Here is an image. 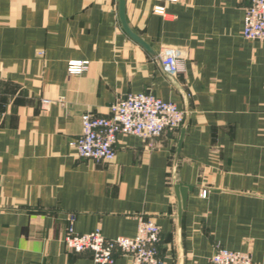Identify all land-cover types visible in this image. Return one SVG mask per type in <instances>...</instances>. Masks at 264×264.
<instances>
[{"label": "crops", "instance_id": "1", "mask_svg": "<svg viewBox=\"0 0 264 264\" xmlns=\"http://www.w3.org/2000/svg\"><path fill=\"white\" fill-rule=\"evenodd\" d=\"M248 4L125 0L145 49L121 27L118 0H0V264H95L62 243L69 215L76 233L107 238L133 237L137 215L153 219L162 264H208L217 245L264 264V42L242 36ZM164 47L185 69L174 78L188 107L175 181L192 191L179 223L171 172L182 125L150 140L118 135L109 163L68 146L83 113L106 115L130 93L183 111ZM70 60L88 69L69 75ZM129 262L114 253L113 264Z\"/></svg>", "mask_w": 264, "mask_h": 264}, {"label": "built area", "instance_id": "2", "mask_svg": "<svg viewBox=\"0 0 264 264\" xmlns=\"http://www.w3.org/2000/svg\"><path fill=\"white\" fill-rule=\"evenodd\" d=\"M163 12V7L155 8V13ZM242 36L247 40L264 42V0H249L244 10ZM158 56L164 73L173 78L184 73L183 58L177 50L164 47ZM87 69L88 62L82 60H70L66 65L69 75H79ZM107 110L106 115L85 112L80 116V134L68 142L75 157L109 163L115 158L118 135H132L142 140L156 139L165 131L177 130L184 119V112L175 103L149 92L127 94L113 101ZM200 196L204 198L206 191L202 190ZM72 223L73 215H69L62 243L71 253L89 252L95 264H113L115 252L127 256L129 264H162L158 255L160 229L151 218L136 216V232L133 237L107 238L99 228L76 233ZM208 264L253 262L248 252L217 245Z\"/></svg>", "mask_w": 264, "mask_h": 264}, {"label": "water", "instance_id": "3", "mask_svg": "<svg viewBox=\"0 0 264 264\" xmlns=\"http://www.w3.org/2000/svg\"><path fill=\"white\" fill-rule=\"evenodd\" d=\"M118 17H119V21H120L121 27L123 28L125 33L133 41H135L137 44H139L140 46L144 47L145 49H148V47L128 28V26L126 24V21H125V0H118ZM165 77L170 81V83L178 91V93L180 94V96L182 98L183 105H184L183 106L184 119H183L182 126L180 128V134H179V138H178V142H177V146H176V153H175V158H174V161H173L172 172H171L172 188H173V192H174V195H175V198H176V201H177V220H178V223H179L181 215H182V212L186 208V201H187L188 193H190L192 191V187L191 186L178 185L176 183V181H175L176 160H177L178 153H179V150H180L182 137L184 135V132H185V129H186V126H187V123H188V107H187L186 94L181 89L179 84L175 81V79L172 76H170V75H168L166 73H165ZM179 264H182V260H180Z\"/></svg>", "mask_w": 264, "mask_h": 264}]
</instances>
